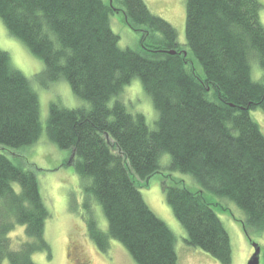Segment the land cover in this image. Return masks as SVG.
Masks as SVG:
<instances>
[{
  "label": "trees",
  "instance_id": "16d2710c",
  "mask_svg": "<svg viewBox=\"0 0 264 264\" xmlns=\"http://www.w3.org/2000/svg\"><path fill=\"white\" fill-rule=\"evenodd\" d=\"M263 9L261 0H186L185 46L199 74L176 28L144 0H0L7 33L45 64L39 82L66 80L88 104L70 109L51 103L43 125L31 80L0 48V264H36L32 256L40 252L51 257L45 235L51 213L37 174L9 157L35 146L44 132L74 154L88 233L103 252L115 240L135 263L179 264L173 231L142 194L163 169L189 174L205 191L236 205L251 243L262 236L264 134L251 112L264 111ZM116 11L141 32L138 50L121 47L111 27ZM256 62L263 70L257 80ZM135 78L158 112L155 129L120 99ZM166 155L170 162L163 165ZM162 187L187 244L232 264L220 205L166 177ZM92 203L100 205L106 230ZM18 226L32 241L15 251L10 234Z\"/></svg>",
  "mask_w": 264,
  "mask_h": 264
},
{
  "label": "rangeland",
  "instance_id": "374dc122",
  "mask_svg": "<svg viewBox=\"0 0 264 264\" xmlns=\"http://www.w3.org/2000/svg\"><path fill=\"white\" fill-rule=\"evenodd\" d=\"M108 2L109 0H105ZM152 13L160 15L170 22L177 30L179 43L186 52L190 61V67L201 74V67L191 57L187 49L186 35V0H144ZM264 5V0H261ZM118 9L119 7L116 6ZM260 20L264 25V9ZM111 27L120 38L122 48L138 50L141 40V32L130 27L123 13L116 11L112 16ZM0 48L10 54L12 65L30 80L38 96L40 97L42 123L48 118L51 103H57L62 107L76 109L87 107L81 98L73 94L70 84L66 80L56 81L42 85L37 75L44 70L43 61L29 53L23 43L7 33L3 22L0 20ZM188 50V51H187ZM252 71L255 80L261 79L263 70L256 62L253 63ZM120 99L126 104L129 112L134 114L143 113L146 122L151 129L156 128L158 112L155 110L153 101L144 91L141 80L135 78L125 87ZM252 118L260 125L264 134V111L261 108L251 112ZM41 140L33 147H25L22 150H14L9 157L24 168L33 169L38 178L40 192L51 217L46 222L45 235L51 245V257L45 252L34 254L33 260L36 264H138L135 263L131 254L117 241H111L108 249L102 251L91 239L84 216L87 212L84 208V193L78 176L75 172V158L70 150H62L49 141L44 132ZM170 162L166 155L162 164ZM167 178L169 183L189 188L193 192L203 191L208 202L218 204L217 213L221 216L224 227H226L233 248L232 264H248L254 254L255 242L262 246L261 264H264V234L254 235L253 243L246 236L242 221L245 216L233 203H229L210 192L205 191L201 185L189 174L172 172L163 169L149 181L141 184L143 198H145L150 209L162 219L173 231L177 240L176 250L179 264H220L217 259L210 256L202 249H196L187 244V234L180 222L174 217L172 209L168 206L163 192L162 182ZM18 188V186H17ZM92 212L99 222L101 230L107 229V221L99 204L92 203ZM13 250L18 251L25 242L32 241L25 234V227L18 226L10 234ZM3 264H10L9 260Z\"/></svg>",
  "mask_w": 264,
  "mask_h": 264
},
{
  "label": "water",
  "instance_id": "95a60500",
  "mask_svg": "<svg viewBox=\"0 0 264 264\" xmlns=\"http://www.w3.org/2000/svg\"><path fill=\"white\" fill-rule=\"evenodd\" d=\"M112 3V0H111ZM171 54H175V51H170ZM252 247H254V254L251 256V259L249 260L248 264H261V252H262V246H260L257 243H253Z\"/></svg>",
  "mask_w": 264,
  "mask_h": 264
}]
</instances>
